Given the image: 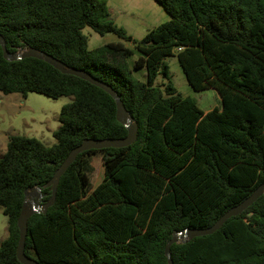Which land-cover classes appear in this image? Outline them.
I'll return each mask as SVG.
<instances>
[{
  "label": "trees",
  "instance_id": "obj_1",
  "mask_svg": "<svg viewBox=\"0 0 264 264\" xmlns=\"http://www.w3.org/2000/svg\"><path fill=\"white\" fill-rule=\"evenodd\" d=\"M171 19L140 41L110 19L107 0H0V35L10 54L43 51L111 86L134 123L124 148L81 153L61 177L56 201L28 222L25 253L40 264H168L175 232L209 228L264 183V0H155ZM133 42L89 49L83 30ZM177 57L197 92L215 90L221 107L204 112L172 83ZM146 70L141 81L135 71ZM159 75L169 79L162 89ZM0 93L71 97L56 143L14 135L0 158V208L8 237L0 264L17 258L26 193L46 187L86 139L125 138L115 100L43 60L8 61L0 47ZM102 154L103 180L88 191L86 156ZM174 264H264V195L212 235L171 247Z\"/></svg>",
  "mask_w": 264,
  "mask_h": 264
},
{
  "label": "rangeland",
  "instance_id": "obj_2",
  "mask_svg": "<svg viewBox=\"0 0 264 264\" xmlns=\"http://www.w3.org/2000/svg\"><path fill=\"white\" fill-rule=\"evenodd\" d=\"M107 2L110 19L135 41L142 40L149 31L171 19L155 0H107ZM83 34L88 39L89 49L120 41L134 50V55L129 58L130 65L134 66L139 53L135 51L133 42L123 40L112 33L100 35L90 27H86ZM165 62L169 66L172 83L179 94L192 97L203 111L215 107L220 102L215 90L197 92L189 85L177 57L166 58ZM134 75L141 81L146 80L142 71ZM169 81L163 75H159L156 86L164 89ZM72 101L71 97L51 99L37 93H30L26 98L21 94L0 93V158L7 150L9 138L14 135L36 138L48 146L55 144L53 133L61 125L59 121L61 110ZM86 164V171L90 177L88 191L91 192L104 177L102 154L87 155ZM34 197L33 193L29 195L27 205L34 206ZM7 224L8 218L0 208V243L8 237Z\"/></svg>",
  "mask_w": 264,
  "mask_h": 264
},
{
  "label": "water",
  "instance_id": "obj_3",
  "mask_svg": "<svg viewBox=\"0 0 264 264\" xmlns=\"http://www.w3.org/2000/svg\"><path fill=\"white\" fill-rule=\"evenodd\" d=\"M0 47L3 49L4 58L8 61H12V60L20 61L26 58H35V59L43 60L65 75H71L83 79L89 82L90 84L104 90L116 102L118 122L128 129V135L125 138L86 139L83 141V143L80 146L74 148L70 152L68 157L65 159V161L58 168L53 179L48 184H46L47 188L49 187L52 188V197L48 203L44 205L35 203V200H39L42 197L41 191L39 189L28 191L26 193V200L17 223L20 232L19 242L17 247V258L19 262L22 264H40L37 260L28 257L25 253L29 219L36 213H40V212L46 213L49 207L51 206V204L56 201L57 189L61 177L68 170V168L76 161V159L81 153L86 152L88 150H103L108 148H124L130 146L137 139L138 125L137 123L133 122L130 113L127 111L124 103L122 102L117 92L111 86H108L107 84L94 78L88 72L84 70L70 68L61 61H59L58 59L35 48H30L24 52L10 54L7 50L6 42L1 35H0ZM32 193L35 196L34 206H29L27 205V199L29 195ZM263 195H264V183L261 184L254 191V193L250 197H248L245 201H243L239 205L227 211L213 226L202 229L190 228V229H185L183 231L175 232L165 248V254L168 259V264H174L171 257V247L174 244H185L190 242L194 238L212 235L213 233L218 231L230 218L242 214Z\"/></svg>",
  "mask_w": 264,
  "mask_h": 264
},
{
  "label": "crops",
  "instance_id": "obj_4",
  "mask_svg": "<svg viewBox=\"0 0 264 264\" xmlns=\"http://www.w3.org/2000/svg\"><path fill=\"white\" fill-rule=\"evenodd\" d=\"M109 11H110V9H109ZM115 42H120V41H115ZM139 57V56H138ZM138 57H137V59H138ZM140 72L142 71L143 72V74L146 76V70L145 69H141V70H139ZM139 71H135L134 73H136V72H139ZM219 103L215 106V107H213V108H211V109H209V110H207V111H204V112H209V111H212L214 108H220L221 107V99H220V96H219Z\"/></svg>",
  "mask_w": 264,
  "mask_h": 264
}]
</instances>
